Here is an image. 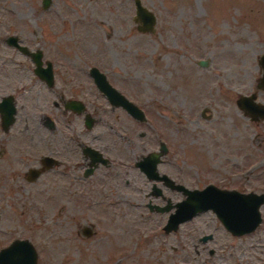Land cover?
<instances>
[{"label":"rangeland","instance_id":"1","mask_svg":"<svg viewBox=\"0 0 264 264\" xmlns=\"http://www.w3.org/2000/svg\"><path fill=\"white\" fill-rule=\"evenodd\" d=\"M48 2L57 21L67 18L60 30L73 36L63 41L69 65H97L146 111L143 147L127 145V161L151 149L157 133L171 149L167 169L174 181L190 188L213 183L264 195V119H250L234 102L238 95L253 92L264 104V88L257 87L264 0H140L155 16L152 32L136 29L133 0ZM41 9L40 0H0V39L20 33L30 47L38 46L41 37L55 39L49 36L55 32L51 25L40 22ZM1 49L8 50L3 39ZM200 59L204 65L198 64ZM125 128L127 137L137 138L138 126L128 117ZM120 169L93 182L89 194L75 200L46 198L53 191L37 180L6 182L0 177V230L7 231L6 238L29 240L35 264L263 261L264 199L258 205L260 222L249 232L231 234L209 209L164 231L172 203L183 196L175 188L163 191L171 207L149 211L147 200L164 204L147 191L152 179L128 166ZM84 226L88 235L81 232ZM207 233L210 239L198 240Z\"/></svg>","mask_w":264,"mask_h":264},{"label":"flooded vegetation","instance_id":"2","mask_svg":"<svg viewBox=\"0 0 264 264\" xmlns=\"http://www.w3.org/2000/svg\"><path fill=\"white\" fill-rule=\"evenodd\" d=\"M47 4L42 6L40 2L43 13L40 22L51 25L55 32L49 36L54 35L55 39L50 41L41 37L38 46L30 47L20 33L13 32L1 38L8 50H0V177H5L6 182L14 178L25 182L37 180L49 185L53 191L45 194L46 198L55 196V199L75 200L79 195L89 194L93 182H100L111 173H121L120 167L128 166L129 170L136 171L147 181L152 179L147 191L164 200L160 206L171 205L162 192L174 190L169 179L172 184L180 182L174 181L167 169L172 165L167 140L158 138L156 133L151 149L127 161L126 146L143 147L144 144L141 139L145 135L142 125L147 122L144 107L112 85L97 65L86 64L84 69L69 65L66 55L68 47L63 41L68 37L73 40V36L67 37L60 30L62 21L67 18L59 16L58 22ZM8 36H13L20 47L8 44ZM91 67L102 72L119 94L137 106L144 119L135 118L122 105L111 102L99 91L90 74ZM10 105L13 109L12 119L5 125L3 115L9 111ZM126 117L138 126L135 139L126 135ZM150 152L157 153L154 167L156 178L147 177L137 165ZM113 166L115 171L111 172ZM123 182L126 184V179ZM177 191L182 195L181 191ZM154 204L149 200L145 202L149 211ZM64 212L74 214V210ZM6 233L0 230V249L12 240L26 239L6 238Z\"/></svg>","mask_w":264,"mask_h":264},{"label":"water","instance_id":"3","mask_svg":"<svg viewBox=\"0 0 264 264\" xmlns=\"http://www.w3.org/2000/svg\"><path fill=\"white\" fill-rule=\"evenodd\" d=\"M49 0H40L42 6H46ZM134 16L133 20L137 22L136 29L141 32H152L154 30V14L140 3V0H133ZM8 44L20 47L13 36L6 38ZM37 61V60H36ZM38 63V62H36ZM261 67V75L258 79L257 87L264 88V53L258 58ZM198 64L204 65L203 59L198 60ZM90 74L93 77L96 88L101 91L113 103L122 105L135 118L144 119L142 111L137 108L123 95L119 94L111 86L102 72L96 67L90 68ZM236 106L246 113L250 119H264V104L255 100L253 92L240 94L234 100ZM12 105L9 111L3 115V122L8 125L12 119ZM157 153H148L143 156L137 165L145 172L147 177L156 178L155 162ZM146 164L148 166H146ZM163 177H165L163 175ZM170 184L181 191L183 198L172 204L173 210L168 213L167 218L162 225L164 231L173 230L177 224L191 218L195 213L211 210L220 224L231 234L239 235L251 231L260 222L258 205L263 201L264 195L253 191L242 192L236 189L219 188L213 184H206L201 188H187L182 184ZM171 205H152L150 209L155 211H166ZM84 235L89 231L86 227L82 230ZM211 238V234H201L198 240L204 242ZM211 252V249L209 250ZM0 264H35V251L27 239H15L8 245L0 249ZM264 264V259L261 262Z\"/></svg>","mask_w":264,"mask_h":264}]
</instances>
